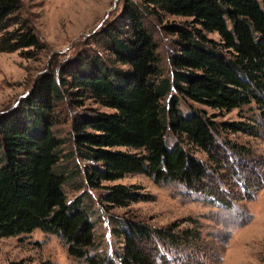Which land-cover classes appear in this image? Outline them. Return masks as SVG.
Returning a JSON list of instances; mask_svg holds the SVG:
<instances>
[{"label": "trees", "instance_id": "trees-1", "mask_svg": "<svg viewBox=\"0 0 264 264\" xmlns=\"http://www.w3.org/2000/svg\"><path fill=\"white\" fill-rule=\"evenodd\" d=\"M143 9L150 15L189 17L198 26L168 25L178 36L170 76L162 74L157 44L144 28ZM123 15L125 28L109 24L101 33L124 68L99 60L63 84L75 89L72 94L112 110L86 113L74 125L73 154L93 162L83 167L86 184L99 188L127 174H144L157 184L182 182L204 189L205 166L180 141L213 156L220 147L216 135L221 129L257 135L264 128V0H129ZM207 33H217L219 40ZM44 47L23 1L0 0V52L28 54ZM173 90L176 94L163 104ZM34 96L31 120L19 123L15 112L0 118V237L41 229L67 243L69 255L88 264H108L106 254H90L95 248L94 224L79 197L67 202L65 178L53 170L61 143L50 128L49 110L62 98L55 80ZM179 97L215 110L248 107L261 120L216 122L201 109L184 116ZM167 134L177 137L170 148ZM103 197L120 208L148 198L138 186L120 183L107 187ZM217 201L231 205L222 198ZM125 223L122 264H153L147 243L156 236L180 238L141 222Z\"/></svg>", "mask_w": 264, "mask_h": 264}, {"label": "rangeland", "instance_id": "rangeland-1", "mask_svg": "<svg viewBox=\"0 0 264 264\" xmlns=\"http://www.w3.org/2000/svg\"><path fill=\"white\" fill-rule=\"evenodd\" d=\"M22 1L45 47L28 54L0 52V118L15 112L19 123L31 120L35 115L34 91L44 90L55 80L62 98L49 110L50 128L61 140L53 170L65 178L62 189L67 202L79 197L81 208L94 224L95 248L90 249V254L104 253L106 263L122 264L119 253L125 245L124 221L130 220L153 231L168 230L180 236L179 241L156 236V240L147 243L152 247L153 264H264V128L257 135L221 129L216 135L220 147L212 151L213 156L186 140L180 141L189 154L203 162L207 184L204 189L182 182L157 184L144 174H127L102 182L99 188L87 186L83 167L93 162L73 154L74 125L84 120L86 113L112 110L72 94L75 89L63 84L85 65L93 67L99 60L108 66L114 64V54L101 30L109 24L126 27L123 9L129 0ZM149 12L142 10L144 28L157 44L163 76H170L171 55L178 49V36L168 25L192 29L198 26L189 17ZM206 35L219 40L217 33ZM81 61L84 63L79 65ZM115 66L124 68L116 61ZM174 93L173 90L165 96L162 103L167 104ZM179 98L178 108L184 116L201 109L216 122L261 120L248 107L215 110ZM166 138L170 148L177 137L167 134ZM119 183L138 186L148 198L124 208L107 204L103 197L107 187ZM219 198L231 205L221 204ZM44 260L53 264H88L84 258L69 255L68 244L58 235L41 229L0 237V264H36Z\"/></svg>", "mask_w": 264, "mask_h": 264}]
</instances>
